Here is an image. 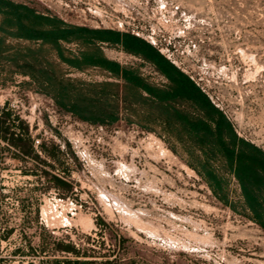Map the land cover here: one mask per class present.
<instances>
[{
    "label": "rangeland",
    "instance_id": "rangeland-1",
    "mask_svg": "<svg viewBox=\"0 0 264 264\" xmlns=\"http://www.w3.org/2000/svg\"><path fill=\"white\" fill-rule=\"evenodd\" d=\"M12 1L70 28L129 31L133 18L161 32L228 134L264 152V0ZM102 49L147 85H169L125 47ZM21 63L23 76L0 69V264H264V230L242 208L238 182L228 178L221 201L203 175L206 156L176 121L166 125L167 111L148 92L90 65L77 46H56L54 56L40 48L37 62ZM47 78L82 84V96L73 91L63 101L58 88L41 84ZM103 86L117 93L116 122L98 95ZM62 106L105 123L83 122ZM75 188L86 205L72 222L74 241L42 231L49 195L69 197ZM106 199L119 208L102 205Z\"/></svg>",
    "mask_w": 264,
    "mask_h": 264
},
{
    "label": "trees",
    "instance_id": "trees-1",
    "mask_svg": "<svg viewBox=\"0 0 264 264\" xmlns=\"http://www.w3.org/2000/svg\"><path fill=\"white\" fill-rule=\"evenodd\" d=\"M132 43H128L126 51L134 55L143 57L151 64H153L163 75L171 77L173 65L169 62H162L163 57L155 50H150L143 42L137 38L132 39ZM151 47V46H150ZM152 48V47H151ZM102 69H106L115 77L126 81L128 86L138 92H151L148 89L147 84L137 74L131 73L127 70L121 69L119 66L107 64L103 65ZM40 77L45 79L46 73L41 71ZM42 85L53 86L60 90V99L64 101L66 95L70 92L76 91L78 97L82 96V90L77 87H82V84H78L72 81H66L60 79L58 82H53L50 78L41 82ZM114 88V86H111ZM127 88V87H126ZM129 89V88H128ZM101 92L98 94L101 97V103L105 109L112 110L109 120L116 122V111L119 108L117 93L107 88V86L100 87ZM66 94V95H64ZM201 95V93L199 94ZM158 105L163 107L161 98L153 96ZM140 100H144L143 96H139ZM156 103V102H155ZM197 105L200 109L206 111L209 109L213 113L209 123L204 121H198V123L189 122L190 135L194 133L198 134L201 140V152L204 151L206 160H204L202 167L205 170L203 175H206L209 185L216 194V196L227 204V193L230 185L228 178H234L242 192L245 204L243 209H247L253 215V220L264 230V152L260 149L238 140L236 137H232L227 132V122L220 116L219 112L211 105L208 99L199 96ZM64 109H68L74 116L78 117L83 122H89L93 124H104L102 120H89L83 114L78 113L75 109H69L67 106H62ZM169 111L172 112V120L175 121L179 117V110L175 107L169 106ZM82 112V111H81ZM101 117H106L102 115ZM216 126V128H215ZM207 148H211V151H205ZM44 153H47V149L43 147ZM215 164L221 166H215ZM220 167V168H219ZM220 169L221 171H218ZM201 174V173H200ZM59 185L62 182L58 178H53ZM57 264H81L76 263H57ZM86 264V263H82ZM117 264V263H106Z\"/></svg>",
    "mask_w": 264,
    "mask_h": 264
},
{
    "label": "crops",
    "instance_id": "crops-1",
    "mask_svg": "<svg viewBox=\"0 0 264 264\" xmlns=\"http://www.w3.org/2000/svg\"><path fill=\"white\" fill-rule=\"evenodd\" d=\"M133 38L135 39L130 34L114 30L70 28L62 22L40 16L33 8L24 4H18L12 0H0V69L10 76H23L21 71L23 64L17 65V62H24V60L32 62L33 56L37 62L40 48L50 51V54L54 56L56 46L59 48L77 46L80 48L81 57L93 62L90 65L98 68L103 67L104 64L110 66L112 64L104 57L102 46L126 48L128 43L133 42ZM141 42L155 51L144 41ZM163 59L162 62H168L165 58ZM173 68L171 77L165 76L169 83L167 87L157 90L147 85L148 89L154 93L153 95L148 92V98L158 104L153 96L159 97L163 105L164 102H169V106L175 107L179 112L192 113L191 123H195V115L201 117L204 112L209 117L205 122L209 123L211 116H215L209 109L204 111L197 105L199 96L207 99V94L200 90L189 76L174 66ZM24 75L26 78L32 77V71Z\"/></svg>",
    "mask_w": 264,
    "mask_h": 264
},
{
    "label": "built area",
    "instance_id": "built-area-1",
    "mask_svg": "<svg viewBox=\"0 0 264 264\" xmlns=\"http://www.w3.org/2000/svg\"><path fill=\"white\" fill-rule=\"evenodd\" d=\"M133 24L129 23L127 26L129 31H121L118 32L130 34L131 36L144 41L149 46L154 48L163 58H165L171 65L177 68L182 73L186 74L179 66V62L175 61L174 54L172 53V49L175 48V45L172 43H167L165 37L163 35H158L154 29L150 28H139L136 26V20L131 19ZM123 27V25H121ZM188 76V74H186ZM190 77V76H189ZM190 79L196 83L193 77ZM197 84V83H196ZM198 85V84H197ZM199 86V85H198ZM205 93V91L203 90ZM41 142L37 141L35 143V148L38 149L40 147ZM75 147L78 144L74 145ZM79 149V148H78ZM78 158L82 162V150H79ZM2 179L4 177L2 176ZM82 191V188H80ZM4 193H8L4 191ZM79 188H75L72 196L62 198L60 194L53 192L49 195V199L47 203H44L43 208L39 214L38 218V226L42 231L49 233L52 236H56V232L62 230V232L73 240L72 233V222L77 219V217L81 214L82 210H84L86 202L82 201V197L79 198ZM102 205H105L107 208L118 209L119 206L111 201L110 199H106L101 201ZM57 225H61V229L57 228ZM77 231V230H76Z\"/></svg>",
    "mask_w": 264,
    "mask_h": 264
},
{
    "label": "flooded vegetation",
    "instance_id": "flooded-vegetation-1",
    "mask_svg": "<svg viewBox=\"0 0 264 264\" xmlns=\"http://www.w3.org/2000/svg\"><path fill=\"white\" fill-rule=\"evenodd\" d=\"M169 105H170V103L169 102H164V105H163V108H165V110L167 111V116H169L168 117V119H167V122H166V125L168 124V123H170V122H172V117H171V115H172V112L171 111H169ZM190 115H192V113L190 114V112H188V111H185V112H180V114H179V117L178 118H176L175 119V124L177 125V127H178V129H180V131H181V134L183 135V137L186 139V140H189L190 141V143H192L194 146L196 145L197 147H198V149H199V153L201 154H204V151L203 152H201V150H200V148L202 147L201 146V140H202V138L201 137H199L198 136V134H196V133H194L193 132V134L192 135H190V132L192 131L191 129H190V126H189V122H191L192 120V118H191V116ZM196 119H195V123H198V121H206V119H208L209 117L208 116H206L205 115V113L203 112V116H201V117H199V116H194ZM215 128H216V126H215ZM191 130V131H190ZM182 137V138H183ZM182 138H181V140H182ZM211 150H213V149H211V148H207V150H205V151H211ZM205 155V154H204Z\"/></svg>",
    "mask_w": 264,
    "mask_h": 264
}]
</instances>
